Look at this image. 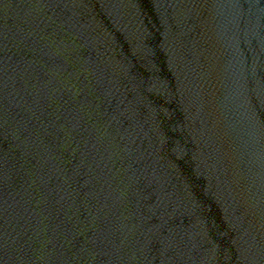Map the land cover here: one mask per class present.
Returning a JSON list of instances; mask_svg holds the SVG:
<instances>
[{"label": "water", "instance_id": "obj_1", "mask_svg": "<svg viewBox=\"0 0 264 264\" xmlns=\"http://www.w3.org/2000/svg\"><path fill=\"white\" fill-rule=\"evenodd\" d=\"M0 264H264V0H0Z\"/></svg>", "mask_w": 264, "mask_h": 264}]
</instances>
